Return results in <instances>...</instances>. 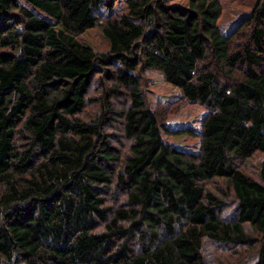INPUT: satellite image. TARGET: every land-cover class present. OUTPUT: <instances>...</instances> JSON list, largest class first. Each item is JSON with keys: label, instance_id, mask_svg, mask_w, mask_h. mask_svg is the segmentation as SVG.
<instances>
[{"label": "trees", "instance_id": "1", "mask_svg": "<svg viewBox=\"0 0 264 264\" xmlns=\"http://www.w3.org/2000/svg\"><path fill=\"white\" fill-rule=\"evenodd\" d=\"M116 1L0 0V264H264V0L226 32L220 0ZM187 99L197 151L162 136Z\"/></svg>", "mask_w": 264, "mask_h": 264}, {"label": "rangeland", "instance_id": "2", "mask_svg": "<svg viewBox=\"0 0 264 264\" xmlns=\"http://www.w3.org/2000/svg\"><path fill=\"white\" fill-rule=\"evenodd\" d=\"M173 2L185 4L187 0H171ZM222 3V12L217 19V25L220 30L226 32L231 28L239 17L249 13L255 0H220ZM113 10L118 13L125 11L124 0H117L113 5ZM98 11L102 14L107 9L101 5ZM79 39L92 45L97 50H104L109 47V40L100 32L98 27L90 26L77 34ZM149 83L147 85V97L149 103L153 104L159 98L169 100L179 94L178 88L165 82L161 74L155 70H147ZM206 108L196 100L187 99L181 106L179 112L170 114L165 121L167 130L162 131L164 139L181 148H187L197 151L199 146V137L197 131L200 128V120Z\"/></svg>", "mask_w": 264, "mask_h": 264}]
</instances>
